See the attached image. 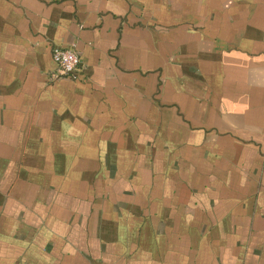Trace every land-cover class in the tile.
Masks as SVG:
<instances>
[{
    "label": "crops",
    "instance_id": "1",
    "mask_svg": "<svg viewBox=\"0 0 264 264\" xmlns=\"http://www.w3.org/2000/svg\"><path fill=\"white\" fill-rule=\"evenodd\" d=\"M0 264H264V0H0Z\"/></svg>",
    "mask_w": 264,
    "mask_h": 264
},
{
    "label": "built area",
    "instance_id": "2",
    "mask_svg": "<svg viewBox=\"0 0 264 264\" xmlns=\"http://www.w3.org/2000/svg\"><path fill=\"white\" fill-rule=\"evenodd\" d=\"M53 62L57 67L55 78H76L82 66L80 56L74 49L55 48Z\"/></svg>",
    "mask_w": 264,
    "mask_h": 264
}]
</instances>
